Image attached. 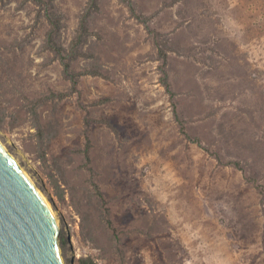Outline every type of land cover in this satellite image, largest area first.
Returning <instances> with one entry per match:
<instances>
[{
  "label": "rangeland",
  "instance_id": "obj_1",
  "mask_svg": "<svg viewBox=\"0 0 264 264\" xmlns=\"http://www.w3.org/2000/svg\"><path fill=\"white\" fill-rule=\"evenodd\" d=\"M52 1H0V133L65 262L264 264V0Z\"/></svg>",
  "mask_w": 264,
  "mask_h": 264
},
{
  "label": "water",
  "instance_id": "obj_2",
  "mask_svg": "<svg viewBox=\"0 0 264 264\" xmlns=\"http://www.w3.org/2000/svg\"><path fill=\"white\" fill-rule=\"evenodd\" d=\"M50 201L53 209L0 142V264H67Z\"/></svg>",
  "mask_w": 264,
  "mask_h": 264
},
{
  "label": "bare ground",
  "instance_id": "obj_3",
  "mask_svg": "<svg viewBox=\"0 0 264 264\" xmlns=\"http://www.w3.org/2000/svg\"><path fill=\"white\" fill-rule=\"evenodd\" d=\"M0 142H1V144L7 149V151H8V153L11 155V157L15 160V162L19 165V167L21 168V170L32 180V182L33 183H35L36 184V186L38 187V189L40 190V193L43 195V197L47 200V202L49 203V205L51 206V209H53V204H52V202L50 201V200H52V199H50L49 198V196L47 195V193H45L43 190H41V188L38 186V183L36 182V180H35V178L32 176V174L27 170V168L26 167H24L23 165H22V163H21V160L17 157V156H15L14 154H13V152H11L10 151V149H9V147H8V144H6L7 142H5L3 139H2V136H0ZM55 207V206H54ZM56 209V211L58 210L57 208H55ZM58 213V212H57ZM57 220H58V222L59 223H61V219H60V216H59V213L57 214ZM62 255H63V252H62Z\"/></svg>",
  "mask_w": 264,
  "mask_h": 264
},
{
  "label": "trees",
  "instance_id": "obj_4",
  "mask_svg": "<svg viewBox=\"0 0 264 264\" xmlns=\"http://www.w3.org/2000/svg\"><path fill=\"white\" fill-rule=\"evenodd\" d=\"M0 1H1V0H0ZM48 1H49L51 4H52V2H53L52 0H48ZM123 1L128 2L129 5H130L131 7H133V6H132V0H123ZM36 2L40 4V3L44 2V0H36ZM95 6H96V7H95ZM95 6H94L95 9H98V5L96 4ZM53 16H54V15H52V14L50 13V20L54 23V18H53ZM87 16H88V15H85L84 18H83V20H82V24L84 25L83 27H85V24H86V22H87V19H88ZM85 28H86V27H85ZM49 36H50V38L53 36V31L50 32ZM51 39H52V38H51ZM65 66H66L67 70L70 69V63H65ZM69 72H70V70H69ZM69 72H68V73H69Z\"/></svg>",
  "mask_w": 264,
  "mask_h": 264
}]
</instances>
